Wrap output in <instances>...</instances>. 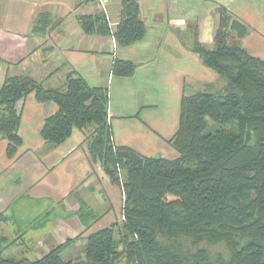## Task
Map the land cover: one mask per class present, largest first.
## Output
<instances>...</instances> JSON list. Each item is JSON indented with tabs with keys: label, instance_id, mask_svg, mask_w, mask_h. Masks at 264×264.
<instances>
[{
	"label": "trees",
	"instance_id": "1",
	"mask_svg": "<svg viewBox=\"0 0 264 264\" xmlns=\"http://www.w3.org/2000/svg\"><path fill=\"white\" fill-rule=\"evenodd\" d=\"M214 16L213 46L197 38L192 52L216 78L183 97L179 129L169 141L176 158L117 146L108 121V88L92 87L76 72L60 87H46L30 74L7 75L0 89V141L8 143L9 158L23 144L20 104L34 94L57 106L41 129L45 144L59 147L81 131L90 159L113 184H123L126 200L121 224L91 232L83 256L65 259L73 243L67 240L38 259L16 257L9 253L12 242L0 233V264H264V60L244 49L245 24L225 8ZM80 20L87 33L111 34L103 12ZM48 25L47 16L40 15L33 31ZM145 34L137 0H122L116 42L128 46ZM136 68L116 60L112 73L128 77ZM82 206L79 214L88 230L92 214ZM6 219L0 214V222ZM181 238L195 246L225 244L230 256L214 261L206 249L189 254L177 245Z\"/></svg>",
	"mask_w": 264,
	"mask_h": 264
},
{
	"label": "crops",
	"instance_id": "2",
	"mask_svg": "<svg viewBox=\"0 0 264 264\" xmlns=\"http://www.w3.org/2000/svg\"><path fill=\"white\" fill-rule=\"evenodd\" d=\"M137 2L145 37L121 46L113 34L121 21L122 0L107 2L109 35L87 33L82 26L83 16L102 12L97 0H0V89L9 74H30L46 87H60L68 73L76 72L90 86L108 88V114L117 146L151 157H173L176 151L169 141L179 129L183 97L216 78L192 52L195 40L213 46L214 13L225 8L249 29L242 40L244 49L264 60V0ZM43 14L49 25L35 33V20ZM116 60L134 63L135 73L114 75ZM20 105L23 144L9 158L8 143L0 141L2 204L12 205L28 196L58 202L79 188L82 203L92 209L94 204L104 205L108 186L82 150L83 133L75 130L64 144L49 147L41 129L57 106L39 102L34 94ZM113 198L109 197L118 202L115 194ZM110 215L100 217L95 227L112 222L115 217L111 220Z\"/></svg>",
	"mask_w": 264,
	"mask_h": 264
},
{
	"label": "rangeland",
	"instance_id": "3",
	"mask_svg": "<svg viewBox=\"0 0 264 264\" xmlns=\"http://www.w3.org/2000/svg\"><path fill=\"white\" fill-rule=\"evenodd\" d=\"M223 84L224 82L221 81L217 85L222 86ZM108 121L110 122L109 119ZM82 140V150L85 152V155L89 157L85 137ZM158 157L168 158L167 156H157V158ZM176 157L177 153L175 152V155L169 158ZM95 166H97L96 170L98 174L101 177L103 176L102 180L107 184L108 187L105 188L108 190L104 188V192L107 195L106 198L103 199L104 205L98 207V203V205L94 204L93 209H88L90 210L89 212H91L90 215L92 214L88 230L85 229L87 227L79 214L83 212L82 192L79 188L74 189L70 197L58 202L56 200L55 202H51L45 199H34L28 196L21 200H17V202L12 205H9V203L3 205V197H0V206L2 208L0 214L6 215L8 218L0 222V233L8 238L9 243L12 242L9 249L11 255L16 257L27 256L32 260L38 259L48 253L53 247L64 244L67 240H73L71 246L67 248L64 258L76 259L79 256H83V250L86 246V237L91 232L99 229V227H95V225L98 223V220H100V217L109 216L110 213V219L111 216L115 217V219H111L112 222L108 223L103 228L121 224L124 217V203L126 200V192L123 188V184H120L119 187L116 186L104 172L100 163H95ZM114 194L116 198H118V202L116 203H113L109 199V197L113 198ZM87 202H90V200H87ZM84 203L88 205L86 202ZM88 207L90 206L88 205ZM49 212L50 214H48ZM20 223L23 224V226H20ZM116 237H118L117 231ZM177 245H180L179 248L189 254L195 253L199 249H206L210 258L214 261L218 259H228L230 256L229 249L225 244L202 243L201 245L195 246L192 244L191 240L181 238L178 240ZM121 264H125V261Z\"/></svg>",
	"mask_w": 264,
	"mask_h": 264
},
{
	"label": "built area",
	"instance_id": "4",
	"mask_svg": "<svg viewBox=\"0 0 264 264\" xmlns=\"http://www.w3.org/2000/svg\"><path fill=\"white\" fill-rule=\"evenodd\" d=\"M102 12L107 15V2L108 0H97Z\"/></svg>",
	"mask_w": 264,
	"mask_h": 264
}]
</instances>
